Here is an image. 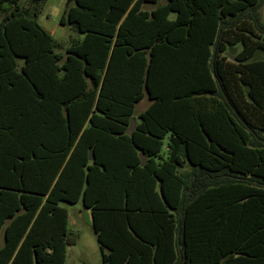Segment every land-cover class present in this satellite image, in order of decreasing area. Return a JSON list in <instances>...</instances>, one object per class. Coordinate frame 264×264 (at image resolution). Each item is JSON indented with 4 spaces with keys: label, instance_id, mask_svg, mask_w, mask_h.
<instances>
[{
    "label": "trees",
    "instance_id": "trees-1",
    "mask_svg": "<svg viewBox=\"0 0 264 264\" xmlns=\"http://www.w3.org/2000/svg\"><path fill=\"white\" fill-rule=\"evenodd\" d=\"M22 1L0 0V264L66 263L61 202L102 264H264V0H67L66 57Z\"/></svg>",
    "mask_w": 264,
    "mask_h": 264
},
{
    "label": "rangeland",
    "instance_id": "rangeland-1",
    "mask_svg": "<svg viewBox=\"0 0 264 264\" xmlns=\"http://www.w3.org/2000/svg\"><path fill=\"white\" fill-rule=\"evenodd\" d=\"M164 2L165 0H160V3ZM22 3H26V0H23ZM66 4L67 0H47L43 5V11L39 18L40 25L61 44V48L57 53L63 57H66V50L72 41H80L84 38V35L77 32L72 26L60 25V18L66 8ZM144 8L150 10L151 6L145 5ZM174 17L172 15L171 19H174ZM261 17L264 22V6L261 9ZM146 109L147 97L135 107L134 118L137 122H140L139 115ZM59 206L65 208L68 212V237L76 242V245L68 247L65 264H102L96 235L88 221L89 218L82 203L70 205L61 202ZM3 242L4 233L2 230L0 232V247Z\"/></svg>",
    "mask_w": 264,
    "mask_h": 264
},
{
    "label": "water",
    "instance_id": "water-1",
    "mask_svg": "<svg viewBox=\"0 0 264 264\" xmlns=\"http://www.w3.org/2000/svg\"><path fill=\"white\" fill-rule=\"evenodd\" d=\"M136 126H137V120H136L135 118H132V119H131V124H130V127H129L127 133H128V134H132V132L135 130ZM140 158L142 159V163L144 164V163L146 162V157H145V155L141 153V154H140ZM89 160H90L91 162H93V161L95 160V157H94V154H93L92 151H91L90 154H89Z\"/></svg>",
    "mask_w": 264,
    "mask_h": 264
},
{
    "label": "crops",
    "instance_id": "crops-1",
    "mask_svg": "<svg viewBox=\"0 0 264 264\" xmlns=\"http://www.w3.org/2000/svg\"><path fill=\"white\" fill-rule=\"evenodd\" d=\"M151 105V101L148 99V97H147V109L149 108V106ZM138 123V122H137ZM166 143V142H165ZM165 147H166V145H165ZM85 211H86V215L88 216V221L90 222V225H91V227H92V229H93V225H92V213H91V210H88V209H85ZM80 215H82V213H80ZM94 231V230H93ZM94 234H95V232H94ZM75 242V241H74ZM76 243V242H75ZM74 243V244H75ZM76 245V244H75ZM99 245V244H98ZM100 249V248H99ZM71 250V249H70Z\"/></svg>",
    "mask_w": 264,
    "mask_h": 264
}]
</instances>
